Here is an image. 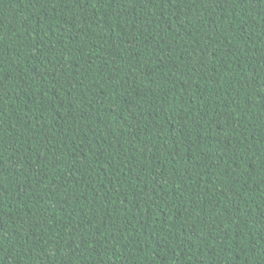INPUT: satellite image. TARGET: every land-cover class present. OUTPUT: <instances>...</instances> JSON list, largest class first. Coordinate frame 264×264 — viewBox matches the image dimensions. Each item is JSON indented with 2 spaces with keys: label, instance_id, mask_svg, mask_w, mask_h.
Instances as JSON below:
<instances>
[{
  "label": "trees",
  "instance_id": "obj_1",
  "mask_svg": "<svg viewBox=\"0 0 264 264\" xmlns=\"http://www.w3.org/2000/svg\"><path fill=\"white\" fill-rule=\"evenodd\" d=\"M0 264H264V0H0Z\"/></svg>",
  "mask_w": 264,
  "mask_h": 264
}]
</instances>
